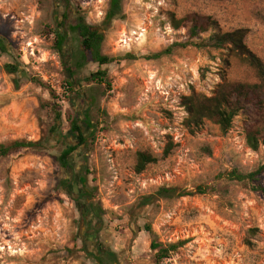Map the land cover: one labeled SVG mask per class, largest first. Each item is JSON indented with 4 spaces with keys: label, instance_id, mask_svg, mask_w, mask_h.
Listing matches in <instances>:
<instances>
[{
    "label": "rangeland",
    "instance_id": "1",
    "mask_svg": "<svg viewBox=\"0 0 264 264\" xmlns=\"http://www.w3.org/2000/svg\"><path fill=\"white\" fill-rule=\"evenodd\" d=\"M109 7L110 0H0V36L10 45V55L0 53V145L52 141L0 157V264H97L81 237L86 201L75 178L84 168L100 243L119 264H157L158 244L180 246L165 264H264V191L230 177L264 167V132L256 151L247 140L250 128L264 130V106L242 111L228 132L206 121L195 134L184 106L194 94L212 98L239 84H261L259 71L215 49L178 48L149 59L189 41L190 24L175 30L172 15L196 14L217 21L224 33L243 30L247 49L264 65V0H122V14L105 24ZM59 15H68L60 18L64 26L103 27L102 54L115 60L103 68L110 88L88 82L98 64L77 67L82 41L57 25ZM55 32L66 36L61 49ZM7 64H22V72L8 74ZM85 117L95 138L65 171L58 162L64 137L72 120ZM139 152L158 159L142 174L135 170ZM65 176L72 195L61 188ZM259 184L264 188V174ZM164 188L187 196L143 206Z\"/></svg>",
    "mask_w": 264,
    "mask_h": 264
},
{
    "label": "trees",
    "instance_id": "2",
    "mask_svg": "<svg viewBox=\"0 0 264 264\" xmlns=\"http://www.w3.org/2000/svg\"><path fill=\"white\" fill-rule=\"evenodd\" d=\"M123 12L122 0H110V7L107 13L105 24H111L115 19H117ZM58 18H63L68 20V15H59ZM172 27L175 30H179L182 27L190 24L189 29V41L186 43H174L166 50L149 57L150 60H158L163 57H168L173 55L174 51L178 48L186 49L189 47H195L199 50L203 49H215L222 50L228 53L235 54L244 58L253 67H255L259 73L260 77L263 79L261 84L255 85H243L239 84L231 88L230 90L225 89L216 96L208 98L200 95H192L190 97L184 98V106L187 109L188 119L186 121L187 129L191 134H195L200 131L206 121L215 122L222 131L228 132L232 126L235 119L241 114L242 111L247 108H260L264 106V65L259 60V58L249 51L245 45V32L243 30H237L234 32L224 33L217 21H214L210 17H200L196 14L188 15L183 19H177L175 15L171 16ZM61 28H64L69 34H76L78 38L82 41V55L80 61L77 63L79 69H83L90 63L98 64L99 71L92 75L88 82H99L100 85H107L111 87L110 83L107 81V73L104 71V67L111 65L115 62L114 59L102 54V43L104 41L103 27L101 26H90L85 22H76L70 24L69 26H64L63 23L59 24ZM211 32L208 38H203L202 35ZM58 39V48L61 49L66 42V36L60 32L54 33ZM0 53L10 55V45L7 43L4 37L0 36ZM22 64H7L5 65V71L10 75H18L22 72ZM73 76H75L73 74ZM71 93H74L73 82L67 83ZM91 98L90 95H87ZM90 98H88L90 100ZM57 122L62 121L61 113L56 112ZM81 123H83L88 132L84 131ZM59 132V129L55 132ZM91 132V133H90ZM95 129L91 124L89 117H85L83 121L80 119L72 120L71 135L64 137L65 149L58 159V162L63 167L65 171H68L71 167L70 159L71 157L82 147H86L90 138L94 137ZM263 126H255L248 130L247 140L251 149L258 150L260 141L262 140ZM57 142H61L57 139V135L54 137ZM52 141L48 138L41 139L37 142L28 141H15L10 145H0V157L6 158L10 156L13 152L22 149H42L50 145ZM173 144H169L165 155L168 156L173 148ZM158 162V159L149 152H139L137 155V174H142L146 171L147 167L151 164ZM90 171L88 168L82 169V176L75 178L81 186L80 198L85 199L86 208L83 217L82 228L85 229L86 235L83 240L86 245V251L97 264H104L102 260V255L104 250L92 244L87 239L91 234L88 233H99L98 226L95 224V220L98 219V211L93 210L88 202L92 199V191L86 186L88 185V175ZM264 174V167L260 168L254 173L248 175H241L238 172L232 173L230 177L233 180L243 181L249 180L251 182L257 183V190L264 191L260 182V177ZM72 180L69 176H65L61 180V188L66 191L69 195L73 193L68 190L71 186ZM198 194H206V190L199 188ZM186 193H180L176 188H164L158 191L156 195L146 197L144 199L143 206L148 207L154 204L157 198H174V197H185ZM97 230V231H96ZM107 248V247H104ZM153 250L157 251V264H165L167 260L172 259V256L178 252L180 246L170 245L165 247L161 244L153 245ZM110 260V264H119L115 253L112 251L107 252Z\"/></svg>",
    "mask_w": 264,
    "mask_h": 264
},
{
    "label": "flooded vegetation",
    "instance_id": "3",
    "mask_svg": "<svg viewBox=\"0 0 264 264\" xmlns=\"http://www.w3.org/2000/svg\"><path fill=\"white\" fill-rule=\"evenodd\" d=\"M56 21H57V25H59L60 24V18H58V16L56 17ZM84 213H85V211L82 212L83 217H84ZM88 234H91V236L89 237L90 239H87V240L89 242H91L92 244H95L96 246H98L99 248L104 250L103 255L101 257L104 264H110L109 257H107L108 256L107 252L110 250H109V248H104L105 246L102 243H100L99 237L101 234L97 233V232L96 233L92 232V233H88ZM85 235H86V231H85V229H83L82 230V236H81L82 239H83V237H85Z\"/></svg>",
    "mask_w": 264,
    "mask_h": 264
}]
</instances>
